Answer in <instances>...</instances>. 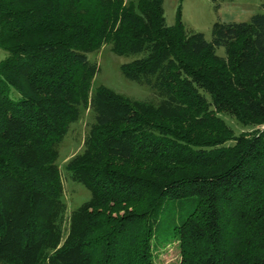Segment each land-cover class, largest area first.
I'll use <instances>...</instances> for the list:
<instances>
[{"label": "trees", "instance_id": "16d2710c", "mask_svg": "<svg viewBox=\"0 0 264 264\" xmlns=\"http://www.w3.org/2000/svg\"><path fill=\"white\" fill-rule=\"evenodd\" d=\"M162 1L0 0V264H153L173 239L177 264H264V0L208 40ZM106 43L135 55L119 70L156 103L90 90L87 54ZM81 107L64 168L90 195L64 232L56 145Z\"/></svg>", "mask_w": 264, "mask_h": 264}, {"label": "rangeland", "instance_id": "374dc122", "mask_svg": "<svg viewBox=\"0 0 264 264\" xmlns=\"http://www.w3.org/2000/svg\"><path fill=\"white\" fill-rule=\"evenodd\" d=\"M263 0H163V16L167 24L176 21V13L179 11V19L185 32L199 31L207 40L210 38V28L214 21L231 22L247 21L249 17L257 12H262ZM218 55H223L222 49H217ZM5 55L0 48V58ZM134 54L117 55L113 53L109 44H103L97 50L87 54L90 61L96 63L98 69L90 82V90L98 85H105L121 93L130 99L147 100L156 103L157 96L147 85L135 80L128 79L119 70V64L133 58ZM224 122L231 128L234 135L241 131L251 129L249 125H243L233 117L222 114ZM92 121V112L89 108H80L79 118L70 123L62 140L56 145L55 163L59 170L62 186V199L65 203V211L61 227L65 232L67 227V216L70 210L89 198V191L79 182L71 180L64 168L66 161L83 149V136L89 123ZM259 129L264 124L257 126ZM180 213L185 214L192 207L190 198L180 200ZM172 213L178 212L176 201ZM162 237V232L160 231ZM64 235V234H63ZM153 264H177L179 253L175 239L162 245L154 246L152 250Z\"/></svg>", "mask_w": 264, "mask_h": 264}]
</instances>
